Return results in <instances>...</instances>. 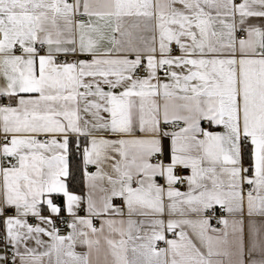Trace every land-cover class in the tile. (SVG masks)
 <instances>
[{"label":"snow or ice","instance_id":"snow-or-ice-1","mask_svg":"<svg viewBox=\"0 0 264 264\" xmlns=\"http://www.w3.org/2000/svg\"><path fill=\"white\" fill-rule=\"evenodd\" d=\"M0 264H264V0H0Z\"/></svg>","mask_w":264,"mask_h":264}]
</instances>
